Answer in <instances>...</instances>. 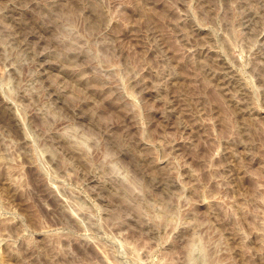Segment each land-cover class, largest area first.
<instances>
[{"label": "rangeland", "instance_id": "rangeland-1", "mask_svg": "<svg viewBox=\"0 0 264 264\" xmlns=\"http://www.w3.org/2000/svg\"><path fill=\"white\" fill-rule=\"evenodd\" d=\"M0 264H264V0H0Z\"/></svg>", "mask_w": 264, "mask_h": 264}]
</instances>
